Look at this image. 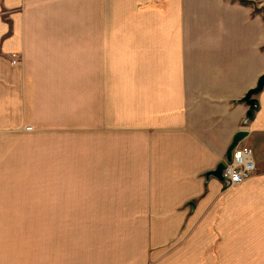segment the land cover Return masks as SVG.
<instances>
[{
	"label": "crops",
	"instance_id": "crops-1",
	"mask_svg": "<svg viewBox=\"0 0 264 264\" xmlns=\"http://www.w3.org/2000/svg\"><path fill=\"white\" fill-rule=\"evenodd\" d=\"M250 1L264 9V0ZM115 66L119 104L107 86ZM65 73L74 99L82 74L89 83L98 202L112 204L138 244L136 257L104 264H159L164 256L167 264H264V91L254 120L241 103L264 75V17L234 0H0V264H64L33 257L12 219L33 210L34 155L65 135L64 124L49 129L48 119L75 113L66 110ZM241 131L257 170L227 187L207 173ZM55 146L60 213L65 170L63 145ZM41 190L52 193L47 183Z\"/></svg>",
	"mask_w": 264,
	"mask_h": 264
},
{
	"label": "rangeland",
	"instance_id": "rangeland-1",
	"mask_svg": "<svg viewBox=\"0 0 264 264\" xmlns=\"http://www.w3.org/2000/svg\"><path fill=\"white\" fill-rule=\"evenodd\" d=\"M252 2L254 4L249 6L253 7L257 14L262 13L264 17V9H257L256 2ZM87 16V12L82 15V17ZM13 56L20 63V56L13 54L12 58ZM119 70L120 67H114L110 83H107L115 104H119L122 100L119 95L122 74L118 72ZM132 75L135 77L134 74ZM83 76L82 74V87L80 91H77V95L75 93L76 98L74 99L72 74H64L63 96L67 106L66 110L75 107V113L66 114L65 120H62L61 123L55 122L56 118L48 119L49 129L64 130L63 125H60L64 124L65 135L58 141H56L57 137L49 138V149L44 147L40 149V156L34 155L32 166L33 210L31 208L28 213L30 216L24 219H12L14 224L19 223L17 228H24L27 236L26 241L31 246V255L33 257L45 256L50 260V263L55 262L56 259H62L64 264H68L73 258H79L80 261L85 260L83 264H104L111 259L118 260L122 257L123 260H126L130 256L136 257L138 249L135 232L125 233L124 219L117 216L118 212L113 211L112 204L105 200L98 202L99 198H104L103 194L99 195L103 191L97 187L98 180L94 178L92 181L89 176V158L91 156L89 149L91 139L88 112L89 83L83 84ZM109 76L107 74V78ZM91 92L93 95L94 84H91ZM127 94L129 95L126 98L134 97L131 91H127ZM124 104L126 107L135 108V102L132 99H126ZM114 119L115 121L119 120L117 117ZM58 143L63 145V148L59 147V152L62 153V167L65 170L64 184L58 185L65 194V211L61 209L60 213L56 211L59 208L56 206L54 193L57 190L58 179L55 146ZM59 163L61 162L59 161ZM72 168L77 170H72ZM46 183L49 191H52L47 195L41 192L42 186H45ZM18 234L19 240L24 241V234L20 231ZM126 238L128 240L125 241ZM63 242L64 251H62ZM45 250L47 254H45ZM164 258L165 256L157 263L167 264L168 260ZM152 262L149 261L145 264H153Z\"/></svg>",
	"mask_w": 264,
	"mask_h": 264
},
{
	"label": "built area",
	"instance_id": "built-area-1",
	"mask_svg": "<svg viewBox=\"0 0 264 264\" xmlns=\"http://www.w3.org/2000/svg\"><path fill=\"white\" fill-rule=\"evenodd\" d=\"M18 61L13 56L12 64ZM28 128V130H30ZM254 150L249 146L238 145L232 152V161H225L222 172L223 183L227 187L240 186L249 180L256 172Z\"/></svg>",
	"mask_w": 264,
	"mask_h": 264
},
{
	"label": "water",
	"instance_id": "water-1",
	"mask_svg": "<svg viewBox=\"0 0 264 264\" xmlns=\"http://www.w3.org/2000/svg\"><path fill=\"white\" fill-rule=\"evenodd\" d=\"M264 91V75L260 77L257 86L250 90L245 97L241 100V103H245L246 105L249 106V110L247 112V120L252 121L254 120L255 114L259 109V101L257 99V96ZM248 136L247 131H241L236 134L234 137V140L232 144L230 145L228 151H227V161L231 162L232 161V152L233 150L240 145V143ZM225 168V162L221 163L218 165L217 169L207 173L208 177H214L220 181L223 182L222 178V172Z\"/></svg>",
	"mask_w": 264,
	"mask_h": 264
},
{
	"label": "trees",
	"instance_id": "trees-1",
	"mask_svg": "<svg viewBox=\"0 0 264 264\" xmlns=\"http://www.w3.org/2000/svg\"><path fill=\"white\" fill-rule=\"evenodd\" d=\"M236 2H239L243 6H249L250 4L253 5L254 3L252 1H247V0H234Z\"/></svg>",
	"mask_w": 264,
	"mask_h": 264
},
{
	"label": "bare ground",
	"instance_id": "bare-ground-1",
	"mask_svg": "<svg viewBox=\"0 0 264 264\" xmlns=\"http://www.w3.org/2000/svg\"><path fill=\"white\" fill-rule=\"evenodd\" d=\"M247 106H248V105H247ZM248 107H249V106H248ZM31 129H32V128H31ZM31 129H30V130H31ZM226 161H227V160H226Z\"/></svg>",
	"mask_w": 264,
	"mask_h": 264
}]
</instances>
